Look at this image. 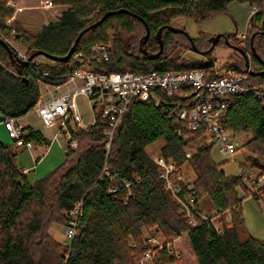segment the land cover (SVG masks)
Here are the masks:
<instances>
[{"label":"trees","instance_id":"obj_1","mask_svg":"<svg viewBox=\"0 0 264 264\" xmlns=\"http://www.w3.org/2000/svg\"><path fill=\"white\" fill-rule=\"evenodd\" d=\"M67 5L58 19L31 33L13 21L15 8L0 0V38L13 39L29 56L36 52L47 61L18 66L0 42V113L24 117L41 98V85H63L69 78V62L84 54L81 69L136 73L201 68L209 78L215 73L212 53L226 42L223 38L211 50V34L194 38L197 52L208 62L173 56L178 47L192 49L190 38L171 26L178 17L201 23L227 11L231 2L247 3L257 12L248 19L244 48L250 56L251 71L264 70V0H44ZM119 10H126L119 12ZM116 12L86 31L66 62L76 38L107 13ZM150 54L160 50L156 39L163 28V51L155 59L141 51V39ZM179 27V26H176ZM229 43L238 45L237 33H225ZM112 39L108 60H100L95 44ZM229 45V44H226ZM231 47V46H230ZM236 74H246L245 58L235 50L224 62ZM43 72H48L46 76ZM253 82L264 74L251 75ZM191 93L181 91L156 106L152 101L134 100L123 115L111 139L106 122L98 115L93 125L73 131L77 147L66 152L63 162L44 177L31 181L18 165L12 145L0 140V264H169L177 256L175 240L185 238L197 264H264V240L247 228L240 191L248 192L241 176L228 175L213 156L216 145L206 127L192 129L188 121L172 116L175 102L184 104ZM222 124L234 135L250 138L243 145L250 151L252 164L264 173V101L254 93L234 94L222 117ZM27 139L44 143L40 130L26 126ZM164 140L162 154L174 160L180 172L188 164L193 172L197 224L189 222L172 193L165 188L159 167L147 153V146ZM186 175V174H185ZM128 184V185H127ZM117 188L110 192L111 188ZM264 194V188L261 190ZM259 201V198H254ZM82 202L77 233L69 242L56 239L50 228L67 224L65 211ZM206 214L207 217H203ZM211 218H214L212 221ZM221 225V232L215 225ZM161 238L157 244L151 238ZM150 255V257L147 256Z\"/></svg>","mask_w":264,"mask_h":264},{"label":"built area","instance_id":"obj_2","mask_svg":"<svg viewBox=\"0 0 264 264\" xmlns=\"http://www.w3.org/2000/svg\"><path fill=\"white\" fill-rule=\"evenodd\" d=\"M257 9V6L250 9L249 18L257 12ZM12 33L14 34L15 31ZM6 41L16 52L17 58L21 60L29 58L26 51H20L10 39L6 38ZM111 50L110 43L95 44L90 48V51L98 52L100 60H108ZM83 62L84 54L75 53L68 65L69 78L64 83L67 87L59 93H49L45 98L41 95L33 110L46 127L55 128V137L64 139L66 152L77 147L73 131L93 125L98 115L105 119V134L108 135L107 147H109L114 132L131 102L152 101L156 106H160L165 103L166 98L173 97L181 91H187L191 95L184 104L177 102L173 104L172 116L188 121L192 129L206 127L210 140L218 145L220 152L225 157L232 158L239 149V143L221 120L229 107L230 97L234 94L252 92L264 101V81H251L248 72L241 75L233 70L225 73L215 71L212 78H209V73L201 68L171 70L165 73L154 71L108 73L81 69L78 65H82ZM29 63L38 64L39 60L32 59ZM43 74L49 75L48 72ZM80 94L87 98L93 113V122L90 125H85L83 122V115L77 102ZM2 123L14 145L27 148L34 146L33 140L26 137L27 125L22 117L3 115ZM152 159L159 167V175L164 180L165 188L175 197L189 222L196 225L195 198L190 194H184L185 189L189 191L193 189V182L178 170L176 162L171 158H166L160 153ZM237 175L242 177L248 188V194L252 198H259L264 206V194L261 192L264 188V173L258 171L251 163L247 168L241 166ZM116 190L115 187L109 191ZM65 214L67 216L66 234L72 240L77 233L79 218L83 214L82 202H78L73 208L65 211ZM203 217L207 215L204 214ZM211 220L213 221L214 218ZM215 227L218 232H221V225L216 224ZM151 240L156 241L155 238ZM176 251L177 256L180 257V251ZM147 256L150 257L149 254Z\"/></svg>","mask_w":264,"mask_h":264},{"label":"rangeland","instance_id":"obj_3","mask_svg":"<svg viewBox=\"0 0 264 264\" xmlns=\"http://www.w3.org/2000/svg\"><path fill=\"white\" fill-rule=\"evenodd\" d=\"M8 2L12 3L13 7L15 8V12L12 17L13 21L19 22L22 25L25 23L28 26L26 28L31 33L36 32L50 21L58 19L61 12L67 8V5L49 4L45 3L44 0H8ZM250 9L251 7L247 3L231 2L227 8V11L218 13L201 23H197L191 18L178 17L173 21V24L175 26L183 27L188 32V34L193 37V39L199 37L203 33L211 34L212 36L219 33H237V38H239L238 45L244 46ZM263 25L264 18L260 23H258L259 27ZM14 36L15 33H11V36L8 37V39H10V41L13 42L20 51H26L20 43L13 39ZM109 43L112 46V39L109 41ZM226 44L222 43L221 45L217 46L212 53V58L215 59L214 70L221 73H225L230 70L224 62L235 51V49ZM172 54L175 57L180 56L192 61L199 60L208 62L209 60V58L205 57L202 53H198L197 51H194L190 48L178 47ZM37 59L42 62L47 61L42 57ZM42 91V97L45 98L46 87L43 86ZM77 102L83 115L84 124L90 125L93 122V113L90 109L87 98L83 94H80L77 98ZM24 121L35 128L43 130V132L48 135H52L55 130V128L46 127L34 111L27 114ZM233 136L239 143V149L236 151L234 157H225L220 152L218 145L214 146L212 152L214 160L217 163H222V169L228 175H237L241 166L247 168L252 163L250 159V151L247 147L243 146L248 141L250 136L246 134H233ZM164 143V140H159L152 143L151 145L147 146V153L152 158L162 153L161 147L164 145ZM184 172L186 176L193 177V172L189 168L188 164L184 165ZM190 180L192 181V179ZM240 197L243 198L242 207L248 230L255 237L264 240V206L262 205V202L252 198L246 191H240ZM50 233L60 241H70L66 234V224H54L50 228ZM155 242L157 244H162L163 240L157 237ZM175 246L176 250L182 253V258L175 261L174 263L169 264H197V259L194 256V253L190 247V243L187 239L179 238L175 240Z\"/></svg>","mask_w":264,"mask_h":264},{"label":"crops","instance_id":"obj_4","mask_svg":"<svg viewBox=\"0 0 264 264\" xmlns=\"http://www.w3.org/2000/svg\"><path fill=\"white\" fill-rule=\"evenodd\" d=\"M23 26L25 27V29H27L26 27H28L25 23H23ZM39 30H37L36 32H38ZM43 86L46 87L45 97H47L49 93H59L67 87L66 84L60 85L58 87L50 84H42L41 93L43 92ZM26 116L22 117L23 122L27 126H32L24 121ZM2 117L3 115L0 113V140L5 144L13 146L14 150L17 152V161L19 168L28 175L31 181H35L41 177H44L63 162L66 154V150L64 149L65 142L62 137H55L56 130H54L52 135H48L43 132V130L32 126L35 130H40L43 133L46 141L44 143L34 142V146L32 148L17 146L14 145L12 140L9 138L7 131L2 123Z\"/></svg>","mask_w":264,"mask_h":264},{"label":"water","instance_id":"obj_5","mask_svg":"<svg viewBox=\"0 0 264 264\" xmlns=\"http://www.w3.org/2000/svg\"><path fill=\"white\" fill-rule=\"evenodd\" d=\"M126 10H119V12H125ZM116 12H107L102 18L101 20H99L98 22H96L95 24H93L92 26L86 28L85 30H83L79 36L76 38L75 40V43L73 45V47L71 48L70 52L64 56V57H56L55 59L59 60V61H62V62H66L70 59V56L74 53L75 49H76V46L77 44L79 43L82 35L88 31L90 28L92 27H96L100 24V22L104 21L105 19H107L110 15L114 14ZM144 22V21H143ZM145 26H146V34L142 37L141 39V51L142 53H144L148 58L150 59H155L157 58L163 51V41H162V31H163V28H161L157 34H156V39L157 41L159 42L160 44V50L156 53V54H150L146 47H145V44L147 43L148 39H149V36H150V28L149 26L147 25V23H145ZM171 29H173L175 32H182V33H185L189 36L190 38V41H191V45H192V50L194 51H198L197 50V47L195 46V42H194V39L193 37H191L188 32L183 28V27H176V26H171ZM223 38L224 41L229 44V46H231L233 49L241 52V54L244 56L245 58V65H246V70L248 72H250L251 75H259V74H264V70L262 71H259V72H254V71H251V65H250V56L249 54L246 52V50L240 46H236V45H232L231 43H229V40L227 39L225 33H219V34H216L214 36L211 37V41H212V46L209 50L207 51H211L217 44L218 42L220 41V39ZM0 42L8 49L9 53L11 54V56H13L14 58V50L12 49V47L9 45V43L7 41H5L4 39H1L0 38ZM38 55H42L41 52H36L35 54H32L31 56H29V58L27 60H21L19 58H14V61L18 64L19 67L21 68H24L28 65L29 61H31L35 56H38ZM251 158V157H250Z\"/></svg>","mask_w":264,"mask_h":264}]
</instances>
